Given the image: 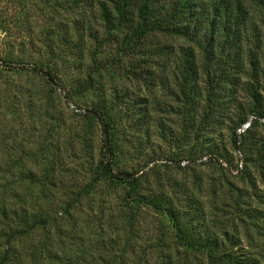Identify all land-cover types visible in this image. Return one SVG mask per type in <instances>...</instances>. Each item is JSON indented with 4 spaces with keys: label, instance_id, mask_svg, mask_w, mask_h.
Returning <instances> with one entry per match:
<instances>
[{
    "label": "rangeland",
    "instance_id": "374dc122",
    "mask_svg": "<svg viewBox=\"0 0 264 264\" xmlns=\"http://www.w3.org/2000/svg\"><path fill=\"white\" fill-rule=\"evenodd\" d=\"M97 1L0 0V207L49 215L26 234L0 236V249L9 241L16 252L9 264H223L181 245L164 213L128 208L125 182L96 179L103 133L85 108L97 101L110 108L115 169L138 175L143 192L161 188L182 198L190 191L216 227L261 245L264 219L245 212L264 210V166L243 164L227 138L229 164L187 162L186 113L168 88L172 60L120 54L122 33L105 27ZM183 43L149 34L142 44ZM32 65L49 69L59 84ZM86 74L89 87L78 92ZM254 132L264 135V118ZM173 181L183 185L182 196ZM6 220L0 215V225Z\"/></svg>",
    "mask_w": 264,
    "mask_h": 264
},
{
    "label": "trees",
    "instance_id": "16d2710c",
    "mask_svg": "<svg viewBox=\"0 0 264 264\" xmlns=\"http://www.w3.org/2000/svg\"><path fill=\"white\" fill-rule=\"evenodd\" d=\"M70 1L79 4L84 0ZM250 1L251 7L245 0L97 1L105 27L122 33L115 40L120 54L142 55L143 61L151 55V63L154 57L163 58V65L165 58L172 60L173 87L168 88H172L176 104H181L186 113L187 147L182 157L187 162L198 159V162L229 164L230 150L236 149L243 164L264 166V135L254 132L264 118V0ZM87 33L96 38V34ZM149 34L173 35L185 43L171 45L172 48L169 44L149 48L142 44ZM31 68L59 84L49 69L35 65ZM89 84V74H86L78 83L77 91L87 89ZM128 102L131 107L140 103ZM109 109L102 101L85 108L103 133V149L92 167L96 179L107 176L125 182L128 194L124 200L128 208L148 206L164 213L181 245L201 249L214 262L264 264V239L261 245H251L250 235L243 244L234 232L216 227L190 191L182 198L161 188L143 192L139 189L138 175L115 169ZM224 138L231 149L225 147ZM173 182L182 196L183 185ZM245 214L248 218L264 219V210L256 207L247 209ZM0 215L8 219L0 225V236L11 238L49 221L47 212L25 207H0ZM15 256L12 243L7 241L1 246L0 264L11 263Z\"/></svg>",
    "mask_w": 264,
    "mask_h": 264
}]
</instances>
